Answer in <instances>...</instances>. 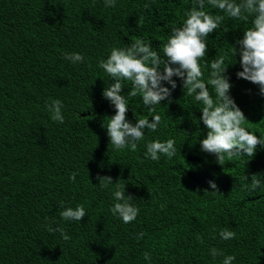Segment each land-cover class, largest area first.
I'll use <instances>...</instances> for the list:
<instances>
[{
  "label": "trees",
  "instance_id": "obj_1",
  "mask_svg": "<svg viewBox=\"0 0 264 264\" xmlns=\"http://www.w3.org/2000/svg\"><path fill=\"white\" fill-rule=\"evenodd\" d=\"M193 3L116 0L113 8L104 0H0V264H223L228 255L236 257L232 264H264V147L223 167L202 152L203 105L185 95L177 77L171 103L157 104L155 113L139 96L129 101L133 123L162 118L158 131L145 130L136 151H116L105 128L115 109L102 93L115 81L99 61L137 38L151 41L163 57L172 28L182 25ZM205 11L222 14L207 3ZM251 26V17L247 23L225 17L207 39L201 65L210 67L219 55L226 65L235 63L226 73L229 94L248 120L245 127L264 137V95L237 77L242 68L234 55ZM65 53H79L85 62L74 65ZM122 83L126 95L131 82ZM57 99L64 104L63 124L46 106ZM155 139H174L175 157L146 158V144ZM253 175L261 187L243 190ZM98 176L126 184L125 194L139 208L134 221L126 224L111 213L114 186L101 189ZM61 202L65 208L83 204L87 215L65 221ZM49 223L71 239L49 233ZM225 228L236 237L223 240ZM213 248L223 255L213 258Z\"/></svg>",
  "mask_w": 264,
  "mask_h": 264
},
{
  "label": "clouds",
  "instance_id": "obj_2",
  "mask_svg": "<svg viewBox=\"0 0 264 264\" xmlns=\"http://www.w3.org/2000/svg\"><path fill=\"white\" fill-rule=\"evenodd\" d=\"M104 3L105 7L116 6V0H104ZM206 3L222 14L205 11ZM143 7L148 9L149 5L145 4ZM184 15L186 19L182 25L172 28L167 42L163 45V57L153 50L151 41L137 38L126 47L112 48L107 59L99 61L98 67L115 81L102 93L115 109V114L108 118L109 122L105 126L110 144L116 151L130 148L134 152L138 142L144 140L145 130L158 131L162 123L158 114L152 115L151 119L135 118V123L127 118L129 101L141 97L144 108L149 114H153L157 104L165 100L171 103L172 91L177 87L173 77H177L182 81L185 95L194 96L195 101L203 105L200 121L207 129V134L199 142L200 150L214 156L222 167L226 160L230 161L233 157L247 156L251 159L258 146L264 147V137L245 127L248 120L229 94L232 85L226 73L228 67L235 63L226 65L224 55L212 59L210 67L207 63L201 65V60L208 53L207 39L220 28L225 17L245 23L251 17L252 26L243 32L242 39L236 41L238 47L234 46V55L239 56L242 68L237 77L258 85L260 94L264 95V0H240L239 3L236 0H194L192 8L185 11ZM64 58L74 65L85 62V57L79 53H65ZM122 81L131 82V90L126 95ZM162 82L170 87L163 86ZM46 106L51 113V119L63 124L62 101L53 100ZM133 115L135 117L134 113ZM176 153L174 139H155L146 144L145 157L152 161L159 162L161 156L173 158ZM77 174H71L70 179L73 182ZM97 179L101 189L114 186L112 194L116 202L110 209L111 213L126 224L134 221L139 214V208L131 203L134 198L125 194L126 184L119 183L118 180L113 183L109 176H98ZM244 180L247 181L248 178L245 176ZM209 185L215 190L212 192L218 193L214 182L210 181ZM261 185L262 180L258 175H253L251 183L243 184L242 189L253 192ZM60 207L63 209L60 217L65 221H81L87 215L83 204L75 208H65L61 202ZM45 227L49 233L59 232L65 241L71 239L62 227L53 228L51 223ZM219 235L223 240L236 237V233L227 228L222 229ZM211 255L216 258L223 253L213 248ZM144 259L150 260V253L145 252ZM235 259V255L225 256L223 264H232Z\"/></svg>",
  "mask_w": 264,
  "mask_h": 264
}]
</instances>
